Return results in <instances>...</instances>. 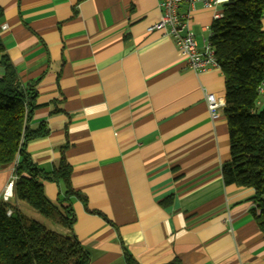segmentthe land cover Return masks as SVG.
<instances>
[{
	"label": "crops",
	"instance_id": "obj_1",
	"mask_svg": "<svg viewBox=\"0 0 264 264\" xmlns=\"http://www.w3.org/2000/svg\"><path fill=\"white\" fill-rule=\"evenodd\" d=\"M230 0H221L224 7ZM0 37L23 90L34 88L29 125L47 136L27 145L52 171L65 156L73 186L44 181L54 203L71 204L72 229L8 202L62 234L75 235L90 264H264L253 188L226 185L230 132L223 71L190 68L173 38L147 28L159 0H0ZM199 47L214 10L183 4ZM7 25L6 28H3ZM264 29V22H263ZM260 106L264 105V94ZM14 167L0 168V200ZM4 200V199H3Z\"/></svg>",
	"mask_w": 264,
	"mask_h": 264
},
{
	"label": "trees",
	"instance_id": "obj_2",
	"mask_svg": "<svg viewBox=\"0 0 264 264\" xmlns=\"http://www.w3.org/2000/svg\"><path fill=\"white\" fill-rule=\"evenodd\" d=\"M3 9L0 7V18ZM264 0H230L224 15L211 25L210 40L225 76L226 116L231 159L222 167L226 185L253 188V215L264 233V105L259 86L264 81ZM36 91L23 90L17 69L0 37V168L14 167V197L25 201L45 219L72 229L71 204L54 203L44 181H62L66 199L73 196L89 210L87 197L72 183L73 168L63 156L52 171L43 170L27 150L31 140L48 135L42 122L29 125ZM11 210V214H8ZM126 261L137 264L126 252ZM87 248L68 236L0 200V264H90ZM176 264V261L170 263Z\"/></svg>",
	"mask_w": 264,
	"mask_h": 264
},
{
	"label": "built area",
	"instance_id": "obj_3",
	"mask_svg": "<svg viewBox=\"0 0 264 264\" xmlns=\"http://www.w3.org/2000/svg\"><path fill=\"white\" fill-rule=\"evenodd\" d=\"M197 3L213 9L214 20L220 19L224 15V7H220L221 0H159V7L162 11L161 16L156 22L149 25L147 30L149 32L163 31L170 35L175 41L183 60L190 68L198 71H205L211 68L220 69L221 65L210 36L204 39L203 46L199 47L195 32L191 28L190 13L184 14L180 10L183 4L195 6ZM6 26L4 25L3 28H6ZM259 93L264 94V81L259 86ZM207 101L212 118L218 119L220 116L219 111L226 106V101L213 93L207 94ZM15 180L16 175L11 178L5 188L3 193L5 201H9L13 197ZM11 212V210H8L9 215Z\"/></svg>",
	"mask_w": 264,
	"mask_h": 264
},
{
	"label": "rangeland",
	"instance_id": "obj_4",
	"mask_svg": "<svg viewBox=\"0 0 264 264\" xmlns=\"http://www.w3.org/2000/svg\"><path fill=\"white\" fill-rule=\"evenodd\" d=\"M27 207H28L31 211L37 213V215H40V214H39L34 208H32L29 204H27Z\"/></svg>",
	"mask_w": 264,
	"mask_h": 264
}]
</instances>
